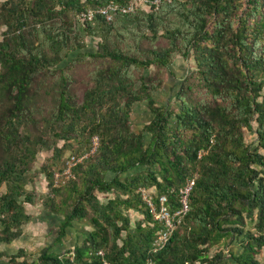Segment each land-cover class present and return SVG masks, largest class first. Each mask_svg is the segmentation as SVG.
Masks as SVG:
<instances>
[{
    "label": "trees",
    "instance_id": "obj_1",
    "mask_svg": "<svg viewBox=\"0 0 264 264\" xmlns=\"http://www.w3.org/2000/svg\"><path fill=\"white\" fill-rule=\"evenodd\" d=\"M108 1L0 2L6 26L0 41V185L8 187L0 196V243L19 237L30 219L18 198L37 152L52 147L56 158L58 139H75L85 150L98 139L93 154L71 168L77 181L68 196L60 204L47 202L63 215L56 243L76 220L87 218L93 229L62 253L47 246L29 260L20 249L4 264H219L223 252L210 257L208 250L225 238L238 244L229 251L234 264H264L256 258L264 247V155L258 152L264 149V0H170L156 11L119 14L111 22L98 17L74 24L68 17ZM86 35L100 37L94 52H81ZM130 41L131 47L120 45ZM73 52L99 61L81 102L67 72ZM190 53L195 68L175 91L178 106L157 105L153 93L163 86V70L175 55ZM43 95L51 96L47 111ZM144 101L152 118L134 130L133 107ZM244 129L256 134V147L244 142ZM55 173L45 171L58 193ZM189 180V209L155 249L162 225L140 190L154 188L155 206L164 195L174 211ZM96 191L115 195L102 203ZM25 199L34 197L27 193ZM130 209L144 217L134 227L124 212ZM3 255L0 250V264Z\"/></svg>",
    "mask_w": 264,
    "mask_h": 264
},
{
    "label": "rangeland",
    "instance_id": "obj_2",
    "mask_svg": "<svg viewBox=\"0 0 264 264\" xmlns=\"http://www.w3.org/2000/svg\"><path fill=\"white\" fill-rule=\"evenodd\" d=\"M2 1L3 0H0V2ZM166 2L169 3L168 1ZM68 17L74 24L77 23L76 12L70 11L68 13ZM54 22L58 25L61 23L58 18L55 19ZM5 30L6 26L0 24V41L3 38ZM160 37L161 38L159 41L162 44H166L167 40L162 36ZM84 41L86 47L82 49L81 52H94L97 50L100 37L86 35L84 37ZM131 43L132 42L130 41L128 45H125L124 43H120V45L122 47H131ZM143 46L145 48L148 47V43L144 41ZM71 54L73 56V60L68 64L70 67L68 68L67 72L73 78L71 88L72 92L76 96L78 102H81L84 90L93 83L91 75L98 66L99 61L90 57L89 55H78V52H73ZM194 68L195 63L192 53H190V55L187 57L175 55L170 66L163 70V86L153 93L157 105L177 107L178 104L174 98L175 91L177 90L182 78L190 74ZM148 73L152 76L155 75V67L151 66L148 70ZM47 81L51 80L48 79ZM40 103L43 104V108H45V111H47L46 109L52 106L51 96L43 95ZM131 116L134 130H139L144 124L148 123L152 118V114L147 106V102L144 101L135 104ZM255 126L256 123L254 122L253 128H255ZM82 138L84 137L78 135V140H82ZM93 140L96 141L93 143V147H91V149L85 150V146L78 143L75 139H70L69 141L58 139L56 146L62 148V152L60 156L56 158H52L54 153L52 147L42 148L37 152L35 160L31 164V168L26 173L27 181L23 186L24 192L18 198V202L22 204L25 212L30 216V219L21 225V234L19 237L14 239L11 243H0V250L4 252V255L1 257L2 264L9 260L11 254H16L20 249L24 250L26 258L29 260L36 259L40 253V250L47 246L51 247L52 251L62 253L67 249H71L76 243H79L85 236L86 232L93 229L87 218L76 220L73 222V225L67 229V235L63 238L62 242H55L58 225L62 220L63 215L62 212L54 211V209L51 207V204L47 202L54 198L55 204H60L68 196L67 190L71 181H77V179L76 176L73 175V171L69 178H65L64 176L61 177L58 182V185H61L58 187L60 188V191L56 193L54 189L57 187L49 184L45 175V171L49 169L54 170L56 173L62 174L63 170L66 168L69 156L73 154L76 155L79 163L83 162L89 157L90 154H93L95 151L98 139L97 137H94ZM244 142L246 144H250L252 148L256 147V134L252 131L244 129ZM258 152L264 155V149L259 148ZM7 190V184L3 182L0 185V196L6 193ZM150 190L152 193L155 192L154 188H151ZM27 193H30L34 197L30 203L25 201V195ZM95 193L99 201L102 203H105L109 198H112L115 195L113 191H96ZM124 212L128 215L132 227H134L138 221H142L144 218L142 211L139 210L130 209L124 210ZM252 226V224H247L248 228H253ZM1 229L2 225L0 223V231ZM122 236H125V232L122 233ZM118 242L120 243V240ZM237 250H239L238 244L235 242L230 243V238H225L219 244L209 247L208 256L212 257L214 254L221 251L224 254V258L219 264H234L229 257V251ZM22 258L23 257H20L19 260ZM256 258L260 262L264 263V247H262V249L256 255Z\"/></svg>",
    "mask_w": 264,
    "mask_h": 264
},
{
    "label": "built area",
    "instance_id": "obj_3",
    "mask_svg": "<svg viewBox=\"0 0 264 264\" xmlns=\"http://www.w3.org/2000/svg\"><path fill=\"white\" fill-rule=\"evenodd\" d=\"M85 1V0H82ZM166 1L170 0H126L124 2H115L114 0H109L102 5L88 6L76 13L77 21L79 23L91 22L98 17H101L106 22H111L115 16L119 14H129L134 13L136 10L142 11H152L160 7V5ZM94 142H96L94 140ZM78 158L75 155L69 156L67 160L66 168L63 170L62 174H54V185H58L61 177L69 178L71 174V168L78 163ZM194 181L189 180L186 186L180 190V206L171 211L166 205V196L162 195L159 197L160 206L157 208L153 202V198L150 189H141L140 193L142 198L147 203L150 212L154 218L159 221L162 227L158 230L156 240L154 245L155 249L162 248L169 238L171 237L173 231L177 227V224L181 221L183 216L187 213L189 209L188 195L193 186ZM103 254L102 251L98 252ZM102 264H110L107 261H103Z\"/></svg>",
    "mask_w": 264,
    "mask_h": 264
}]
</instances>
